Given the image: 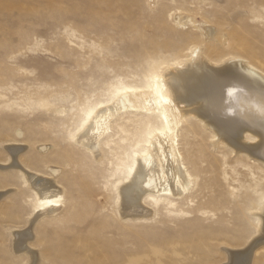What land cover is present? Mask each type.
<instances>
[{
  "label": "rangeland",
  "instance_id": "rangeland-1",
  "mask_svg": "<svg viewBox=\"0 0 264 264\" xmlns=\"http://www.w3.org/2000/svg\"><path fill=\"white\" fill-rule=\"evenodd\" d=\"M195 46L213 65L244 57L264 71V0H0V162L7 145L22 144L24 166L63 192L61 210L34 227L39 264H226L227 249L256 235L264 166L215 147L200 119L186 118L180 132L191 193L147 199L134 219L119 212L120 186L162 125L119 117L100 161L73 139L98 107L147 90ZM12 171L0 168V191L13 192L0 200V264H29L13 233L36 216L37 194ZM214 203L226 209L212 212ZM256 253L264 264V247Z\"/></svg>",
  "mask_w": 264,
  "mask_h": 264
},
{
  "label": "bare ground",
  "instance_id": "bare-ground-1",
  "mask_svg": "<svg viewBox=\"0 0 264 264\" xmlns=\"http://www.w3.org/2000/svg\"><path fill=\"white\" fill-rule=\"evenodd\" d=\"M178 26H184L182 20ZM209 33L204 35L209 37ZM202 53L199 46L191 47L186 60L153 73L147 90L120 92L110 104L98 107L73 136L86 155L100 161L102 142L119 117L139 114L156 119L162 125L146 148L134 154L135 167L127 183L120 186L119 212L125 217L138 215L147 199H179L191 193L195 179L180 148V132L186 118L200 119L201 125L214 129L215 147L227 145L234 153L257 159L264 166V71L244 57H233L222 66L213 65ZM248 134L253 136V141L247 140ZM191 137L194 139V133ZM6 150L9 159L0 162V168L21 174L37 194L36 216L30 217L25 229L13 233L14 249L16 254L25 256L29 264H39V254L33 247L34 227L43 216L54 217L61 210L63 192L52 178L41 177L24 166L19 158L25 150L22 144L7 145ZM73 161L75 165L80 163L77 158ZM11 190H1L0 200ZM210 209L216 213L226 207L214 203ZM258 216L256 235L241 249H227L226 264H255L256 252L264 247V209Z\"/></svg>",
  "mask_w": 264,
  "mask_h": 264
}]
</instances>
